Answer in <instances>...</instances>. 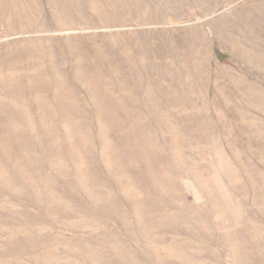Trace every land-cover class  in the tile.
<instances>
[{
    "label": "rangeland",
    "instance_id": "374dc122",
    "mask_svg": "<svg viewBox=\"0 0 264 264\" xmlns=\"http://www.w3.org/2000/svg\"><path fill=\"white\" fill-rule=\"evenodd\" d=\"M0 264H264V0H0Z\"/></svg>",
    "mask_w": 264,
    "mask_h": 264
}]
</instances>
